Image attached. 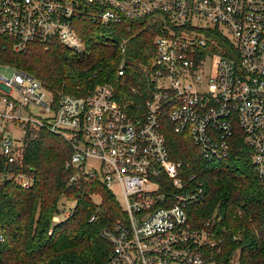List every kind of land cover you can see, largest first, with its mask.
Segmentation results:
<instances>
[{
  "label": "built area",
  "instance_id": "1",
  "mask_svg": "<svg viewBox=\"0 0 264 264\" xmlns=\"http://www.w3.org/2000/svg\"><path fill=\"white\" fill-rule=\"evenodd\" d=\"M127 21L158 29L145 103L118 98L110 84L54 99L39 80L6 65L15 73L0 76L3 156L15 163L28 133L46 130L70 146L69 167L92 179L98 174L88 161L101 162L102 183L112 194L121 190L124 207L122 218L101 230L112 248L107 261L90 264H240L239 251L227 262L217 258L224 241L214 230L216 215L192 223L190 208L205 200V185L171 159L165 131L188 135L214 163L227 158L239 128L264 186V0H0V40L15 54L55 43L82 54L83 24ZM210 22L214 30L203 27ZM17 181L31 186L24 176Z\"/></svg>",
  "mask_w": 264,
  "mask_h": 264
},
{
  "label": "trees",
  "instance_id": "2",
  "mask_svg": "<svg viewBox=\"0 0 264 264\" xmlns=\"http://www.w3.org/2000/svg\"><path fill=\"white\" fill-rule=\"evenodd\" d=\"M82 27L87 48L82 54L59 43L48 49L30 45L15 54L11 42L0 40V66L27 72L54 99L61 94L86 95L110 84L118 98L135 107L144 104L157 27L131 21ZM123 63L125 73L119 76ZM235 132L227 158L214 163L201 157L188 135L176 134L170 127L165 137L171 159L182 162L186 175L204 182L205 200L190 208V216L193 224H201L216 215L214 230L224 241L218 260L227 262L239 251L240 264H264V186L243 133L239 128ZM22 144L13 164L0 149V236L4 238L0 264L106 262L112 248L101 230L123 216L115 196L99 178L90 179L68 166L72 150L61 136L34 130ZM19 176L30 180L31 186L24 188ZM73 176L76 180L71 181ZM98 195L100 205L93 199ZM72 201L75 209L67 210ZM92 217L96 219L91 222Z\"/></svg>",
  "mask_w": 264,
  "mask_h": 264
},
{
  "label": "rangeland",
  "instance_id": "3",
  "mask_svg": "<svg viewBox=\"0 0 264 264\" xmlns=\"http://www.w3.org/2000/svg\"><path fill=\"white\" fill-rule=\"evenodd\" d=\"M205 29H210V30H214L215 29V26L212 22L206 24L205 26H203ZM220 30L222 31L223 35L228 38L230 41H233V37L225 31V29L223 27L220 28ZM211 42L214 41V38H210L209 39ZM223 41V40H222ZM224 43V42H223ZM14 70L13 69H6L5 67H1L0 66V76H5L7 78H11L14 74ZM14 135L16 138H20V133L18 132V130H15L14 132ZM90 170L92 171H96L97 174H98V178L99 180L102 182V179H101V172H100V168H101V162L99 160H96V159H90L88 161V165H87ZM113 194L115 195V198H116V201L117 203L119 204V206L122 208L124 207V199H123V196H122V193H121V190L118 188V187H114L113 188ZM93 199L95 201V203L97 205H100L101 202H102V197L100 195L98 196H93ZM76 207V204L72 202L68 203V206H67V210L71 209V210H74Z\"/></svg>",
  "mask_w": 264,
  "mask_h": 264
},
{
  "label": "water",
  "instance_id": "4",
  "mask_svg": "<svg viewBox=\"0 0 264 264\" xmlns=\"http://www.w3.org/2000/svg\"><path fill=\"white\" fill-rule=\"evenodd\" d=\"M7 179V177L5 176V180Z\"/></svg>",
  "mask_w": 264,
  "mask_h": 264
}]
</instances>
